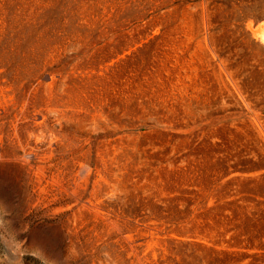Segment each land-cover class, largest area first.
I'll list each match as a JSON object with an SVG mask.
<instances>
[{
	"label": "rangeland",
	"instance_id": "374dc122",
	"mask_svg": "<svg viewBox=\"0 0 264 264\" xmlns=\"http://www.w3.org/2000/svg\"><path fill=\"white\" fill-rule=\"evenodd\" d=\"M15 2L0 264H264V0H91L29 39Z\"/></svg>",
	"mask_w": 264,
	"mask_h": 264
},
{
	"label": "trees",
	"instance_id": "16d2710c",
	"mask_svg": "<svg viewBox=\"0 0 264 264\" xmlns=\"http://www.w3.org/2000/svg\"><path fill=\"white\" fill-rule=\"evenodd\" d=\"M15 6L18 10L14 12V20L11 23L16 29L13 35L16 39L22 36L31 38L32 29H44L46 33L53 32L58 27L56 24L58 18L79 16L83 14L79 12L80 10L85 11L84 16L94 15L97 11L96 5L92 4L91 0H30L25 6L19 2H15ZM69 11L74 12L70 14Z\"/></svg>",
	"mask_w": 264,
	"mask_h": 264
},
{
	"label": "bare ground",
	"instance_id": "6f19581e",
	"mask_svg": "<svg viewBox=\"0 0 264 264\" xmlns=\"http://www.w3.org/2000/svg\"><path fill=\"white\" fill-rule=\"evenodd\" d=\"M253 31H254L255 36H258L259 38H261L262 42L264 43V21L261 22V24H259L257 28H254Z\"/></svg>",
	"mask_w": 264,
	"mask_h": 264
},
{
	"label": "water",
	"instance_id": "95a60500",
	"mask_svg": "<svg viewBox=\"0 0 264 264\" xmlns=\"http://www.w3.org/2000/svg\"><path fill=\"white\" fill-rule=\"evenodd\" d=\"M263 21H264V19H263Z\"/></svg>",
	"mask_w": 264,
	"mask_h": 264
}]
</instances>
